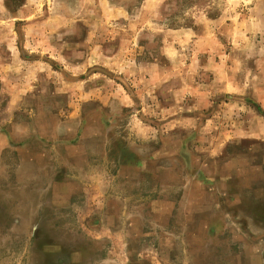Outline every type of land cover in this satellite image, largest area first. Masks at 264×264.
<instances>
[{
  "label": "rangeland",
  "instance_id": "obj_1",
  "mask_svg": "<svg viewBox=\"0 0 264 264\" xmlns=\"http://www.w3.org/2000/svg\"><path fill=\"white\" fill-rule=\"evenodd\" d=\"M0 264H264V0H0Z\"/></svg>",
  "mask_w": 264,
  "mask_h": 264
},
{
  "label": "crops",
  "instance_id": "obj_2",
  "mask_svg": "<svg viewBox=\"0 0 264 264\" xmlns=\"http://www.w3.org/2000/svg\"><path fill=\"white\" fill-rule=\"evenodd\" d=\"M226 73V72H225ZM228 73H230V70H227V73L226 74H228ZM232 77L230 76V75H225V80H226V82H228V83H226L225 82V84H229V83H232V82H229V81H232ZM233 85H234V83H233ZM231 87H232V85H231ZM237 95H240V94H237ZM227 98H229V99H232V100H237V105H239V104H242L243 106L245 105V103H242L241 102V100L243 101L244 100V97H242V96H235L234 94H228L227 93ZM253 103V102H252ZM229 136H231V135H229Z\"/></svg>",
  "mask_w": 264,
  "mask_h": 264
}]
</instances>
